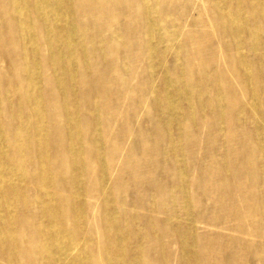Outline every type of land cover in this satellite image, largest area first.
<instances>
[{"label":"bare ground","instance_id":"bare-ground-1","mask_svg":"<svg viewBox=\"0 0 264 264\" xmlns=\"http://www.w3.org/2000/svg\"><path fill=\"white\" fill-rule=\"evenodd\" d=\"M135 2L151 26L133 31L147 41V59L163 62L172 51L169 37L153 34L162 2ZM249 2L246 14L235 18L227 10L220 19L230 66L250 97L246 102L221 73L209 72L214 58L200 74L185 73L178 59L160 72L152 64L134 67L132 60L143 56L140 45L91 35L77 21L78 0H0V264H220L221 255L226 264H264V190L247 184L264 181V162L259 150L236 148L255 144L256 120L247 113L260 98L250 68L233 50L249 18L264 7V1ZM107 43L137 51L132 60L119 51L110 59L121 75L113 109L127 101L133 119L146 107L156 121L153 133L147 119L112 137L103 132L98 98L92 96L91 106L82 100L81 75L106 60ZM52 129L67 144L65 151L57 149V159L48 141ZM135 134L144 142L137 155L124 143ZM203 134L212 164L188 159ZM156 135L160 146L150 142ZM125 173L149 185L139 192L143 203L154 204L156 192L169 199L166 219L142 227L133 215L115 211L113 195L118 184L124 188ZM20 207L30 212L27 220ZM26 238L36 244L24 247ZM229 249L234 252L226 257Z\"/></svg>","mask_w":264,"mask_h":264},{"label":"rangeland","instance_id":"rangeland-1","mask_svg":"<svg viewBox=\"0 0 264 264\" xmlns=\"http://www.w3.org/2000/svg\"><path fill=\"white\" fill-rule=\"evenodd\" d=\"M264 1V0H260ZM81 5L78 7L79 3ZM163 13L158 16L157 23H159V30L153 33L155 36L161 34L162 37H169L171 46V53H167V59L163 62L158 60L149 61L146 57V52L149 50L146 40L139 39L137 32L134 29H145L150 27L146 15L143 16L139 10V6L135 0H78V17L77 21L81 27L87 28L91 35L97 36L96 38L103 37L108 42H114L113 36H118L122 40L125 39L126 43L132 42L133 44H139L140 50H142L143 56L139 57V61L132 60L131 58L137 56V51L134 48H122L118 45L107 43L105 50L107 58L94 66L92 65L94 72L91 74L81 75L78 92L81 94V98L85 102L91 101L92 96L98 98V109L101 111L102 118L101 123L104 128L103 132L111 134L112 137H116L121 129L136 130L144 120H149V131L154 132L156 121L154 117L149 118L146 114V107H141L137 114L130 118L132 113V106L123 101L119 106L113 109V101L115 100V94L117 84L121 78L119 71H115L113 64L111 63V57L114 52L119 51L122 56L130 58L133 61V66L141 69H148L152 64L160 72L163 68L174 67L175 62L178 59L179 65L183 67L185 73H198L200 74L204 69V64L208 61L215 59L213 68L209 72L221 73L226 80L234 86L232 89L237 93L239 97L243 98V101H250L249 94L246 93L245 88L239 82L238 77L232 71V68L227 57V44L224 40L223 33L220 30L221 16L230 10L235 18L238 15H244L249 11V0L244 3H240L238 0H205V3H201L200 0H161ZM239 4L238 7H235ZM235 7V8H233ZM4 9L0 5V11ZM132 21H129L128 18ZM133 22L134 28H130L128 23ZM183 26L181 29L180 26ZM236 25H233V27ZM175 27L177 29H175ZM186 33H192L193 37L190 40L185 38ZM132 37L133 39H131ZM130 38V41H129ZM185 38V39H184ZM85 42L87 51H91L90 40L86 39ZM182 41V42H181ZM181 44V45H180ZM7 47V41L4 42ZM180 45V46H179ZM166 48H163V51ZM239 50L243 56L241 62L245 63L251 70L253 80L256 81V90L260 93V98L257 102H254L252 107L248 111V115L255 117V124L253 126V136L256 137L255 144L251 147L248 141H244L236 145L245 147L247 151H255L262 154L264 162V7H261L259 11L249 18L246 23V33L236 40V44H233V50ZM44 51V50H43ZM3 64L7 66L8 62L4 59ZM6 66H3L5 68ZM5 70V69H4ZM214 77L218 78V74ZM1 78L4 79L2 76ZM129 79V78H128ZM148 78L141 77L140 81L145 82ZM89 91L90 96L83 92ZM224 101H228L230 96L226 93L223 95ZM245 99V100H244ZM57 108H61L59 105ZM51 118V119H50ZM49 123L54 126L58 123L55 117H50ZM3 121L10 125V120L4 116ZM115 123L118 124L116 127ZM59 133L53 131L48 137L52 148V157L57 159V149L64 151L67 149L65 141L58 139ZM206 134H203L197 141L195 149L192 148L188 159H204V161L214 162V157L211 153L205 152ZM153 146H158L162 141L161 138L156 135L153 141H150ZM128 147L135 148L134 152L138 154L139 145H144L142 139L136 134L130 138L129 141L124 142ZM189 144V143H188ZM187 144V145H188ZM160 146V145H159ZM188 150L186 147L182 150V153ZM180 154L179 151H171L170 155L175 156ZM186 156V155H185ZM210 156V157H209ZM187 164V160H186ZM95 174L99 172V168L94 167ZM162 173V172H160ZM166 179L171 177L164 174ZM144 177H147L143 173ZM156 176V180H157ZM141 178V177H140ZM140 178L134 181L131 173H125L123 176V182L120 183L124 188L117 186V196L113 195L112 205L116 212L119 214L133 215L136 218V223L142 227L150 226L152 223L157 224L159 221L166 219L169 214L166 213L169 208V199L162 198L156 192L154 198V204H147L142 202V198L139 192H145L149 188V185L145 181L140 182ZM158 181V180H157ZM251 186H258L264 190V181L256 183H247ZM94 197L98 199L100 193L96 191ZM99 193V195H98ZM67 195V193H65ZM124 200L126 202L124 203ZM103 202L98 201V208H102ZM22 217L27 220L29 211H26V207H20ZM109 211L111 210L108 209ZM154 227H151L153 231ZM24 247L28 245L34 246L36 243L32 239L26 238ZM34 242V243H33ZM171 248V247H170ZM167 248L168 252L175 254L176 249ZM234 252L233 249H229L224 252L225 256H230ZM224 255H221L220 260L217 263L226 264L225 259H222ZM171 262V260H170ZM231 262V261H230ZM5 264V261H2ZM175 264V263H174ZM242 264H250L249 262L242 261Z\"/></svg>","mask_w":264,"mask_h":264}]
</instances>
